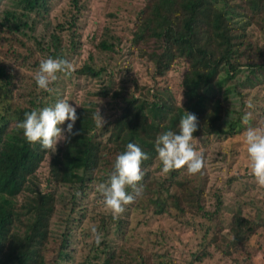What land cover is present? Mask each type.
Masks as SVG:
<instances>
[{
	"label": "trees",
	"instance_id": "trees-1",
	"mask_svg": "<svg viewBox=\"0 0 264 264\" xmlns=\"http://www.w3.org/2000/svg\"><path fill=\"white\" fill-rule=\"evenodd\" d=\"M50 1L13 0V8L0 11V52L18 70L33 72L29 82L19 80L15 87L12 84L15 76L4 69L0 60V264H130L132 260L126 261L119 248L105 242L114 230L115 224L109 225L113 218L95 208L96 203L103 205L96 181L104 183L109 178L115 157L130 142L139 145L149 156L142 163L144 176L138 184V187L142 185L141 195L133 203L146 198L143 208L151 209L152 214L160 218L185 215L189 217L186 224L192 227L196 217L201 229L207 232L213 221H219L226 194L231 193L236 203L248 187L253 190L258 186L249 167H245L248 174L233 175L224 181L212 180L208 184L204 180L198 183V174L190 176L185 169L155 178L156 161L162 167L156 158L155 140L165 131H178L184 111L195 114L199 121L192 143L198 144L202 138L227 140L245 132L246 128L239 125L241 110L233 111L235 118L229 114V98L235 93L239 99L246 98L248 107L252 106L258 99L249 92L264 85L263 50L246 45V53H240L248 35L246 29L253 25L254 17L264 14V0H246L249 7L234 4L233 0H131L132 9L125 10L122 20L109 12L95 48L111 57L126 44L129 54H133L139 43L153 42L152 53L139 52L135 56L151 71L150 84H140L136 78L112 70L109 63L95 70L90 64L92 56H88L87 62L73 70V74L96 81V99L103 105L98 109L107 124L97 128L92 115L98 110L80 105L79 119L73 129L79 135L72 136L68 143L61 141L55 153L41 150L39 144H28L22 130L16 127L26 112L56 103L50 93L42 92L35 83L34 74L40 61L51 57L73 62L66 57V52L77 44L76 34L68 31L77 19L71 14L66 22L52 28L42 23L46 30L42 39L48 42L45 46L37 42L35 50H17L19 41L15 35L32 30L33 20L45 12ZM71 3L77 14L80 9L77 0ZM172 71H177L179 78L173 88L166 79ZM115 72L124 80L114 82L110 74ZM53 86L54 83L50 90ZM73 87L83 94L80 100L84 102L91 86ZM13 92L17 98L25 99L28 108L14 105ZM178 92L179 100L175 97ZM257 110L258 107L252 113ZM250 127H264V112L258 116L257 124ZM44 161L47 175L42 184L37 172ZM258 187L264 191V187ZM61 190L68 194V199ZM127 191L135 194L130 188ZM88 193L96 195L92 202L87 200ZM208 200H212L211 205L205 209ZM59 203L64 205L62 214L67 210L69 213L59 218L65 223L59 236L60 245L51 259L46 260L47 243L56 241L49 224ZM246 203L251 207L250 212L245 217L232 214L228 222L230 231L238 243L243 236L242 244L248 252L260 247L264 252V220L255 216L258 211L264 214V208ZM83 220L91 224L84 234L90 244L85 255L76 260L71 250L73 230L69 225L76 221L81 227ZM252 223L258 225L254 228ZM93 226L103 236L99 246L91 233Z\"/></svg>",
	"mask_w": 264,
	"mask_h": 264
},
{
	"label": "rangeland",
	"instance_id": "rangeland-1",
	"mask_svg": "<svg viewBox=\"0 0 264 264\" xmlns=\"http://www.w3.org/2000/svg\"><path fill=\"white\" fill-rule=\"evenodd\" d=\"M246 0H233L234 4L239 6H245ZM131 0H77V5L80 6L79 12L76 14L75 9L71 3V0H51L47 5L45 12L41 13L39 17L33 20V29L24 30L22 34H16V38L19 41L17 50L22 52L26 48L36 49L35 43L39 42L42 46L48 44L47 39H42V35L45 33V27L42 23L49 24L52 28L55 24H62L69 19L70 14L77 16L75 25L72 29L68 30L73 32L77 36V44L75 49L67 47L69 52H66V57L70 59L73 64V69L82 66L83 63L87 62L88 56H92L90 64L94 66L95 70H100L110 64L113 67L112 70L118 71L122 74H127L130 77H134L140 84L149 85V75L151 71L145 68L144 64H141V60H138L137 56L139 52H150L152 53L155 48L151 41H144L139 43L137 47L133 48V54H129V49L126 44L125 48L120 50L109 57L101 51H97L95 44L101 39V28L106 25L108 21L107 14L114 12L118 16L119 20H122L129 7H131ZM238 6V7H239ZM14 7L13 0H0V11L11 9ZM264 8V5L262 6ZM139 8V7H138ZM253 25L247 28L246 39L244 46L240 48V53L245 54L248 45L253 48L263 50L264 53V14L260 15L259 18L253 19ZM262 25V28L259 26ZM250 32H253L252 34ZM68 40V39H65ZM0 44H2L0 42ZM21 44V45H20ZM29 49L30 51H32ZM21 54V53H20ZM0 60H3L4 69L11 74L15 79L12 80V84L17 87L19 80L29 82L30 78L33 77L32 71L29 69H17L15 64L10 58H4L2 52H0ZM130 68L127 66V63ZM111 73L113 81L124 78L120 73ZM177 71L168 73L166 79L170 87L173 88L178 82ZM54 86L50 91H43L50 93L53 100H67L69 103L80 108V105L84 107H92L97 109L103 107L100 102L96 99L97 88L95 86L96 81L94 79L76 77L73 74L65 75L63 73L58 74V79L53 82ZM79 84V87H90L88 88V94L84 98V102L80 100V96L83 95L81 92L75 90L73 85ZM220 93V92H219ZM244 94L245 91H244ZM250 96H255L258 100L251 107L245 102V97L239 99L238 96L233 93L230 95V106L229 111L231 118H235L233 111L241 110L239 119V125L247 128L256 125L258 122V116L264 112V85L256 86L255 89L249 92ZM14 105L19 108H28L25 99L22 100L17 98V93L13 92ZM175 97H180V93L175 94ZM117 102V101H116ZM47 103V102H46ZM45 104V103H44ZM257 113H252L253 109L257 108ZM251 112V119L248 124L245 125L241 122L242 116ZM255 112V110H254ZM60 127L66 129L67 123ZM237 130V127H236ZM195 144V145H194ZM59 145V143H58ZM57 145V146H58ZM194 147L197 148V152L203 151L205 158L206 167L202 170V174H198V183L205 181L208 184L210 181L216 182L217 180L224 181L230 176H241L248 174L245 167L248 166L246 144L244 142V133L236 135L227 140H217L215 138H202L198 144L193 143ZM234 151V153L232 152ZM227 152V153H226ZM154 170V177H164L166 174H162L161 168L158 166L156 161ZM154 164V165H155ZM153 165V166H154ZM185 171V170H183ZM40 182L43 184V180L47 175V165L44 161L41 164V168L37 172ZM101 182L96 181V191H98V185ZM152 191V190H151ZM247 192L241 195L238 202H234L232 194H226L227 197L223 203V209L220 211L219 221H213L208 227V231L201 229L200 221L194 217L192 222L193 227L186 224L185 221L189 220L188 216H180L174 214L172 217L160 218L157 215L152 214L151 209L143 208L146 204V198L139 199L136 203H131L125 206V212L120 216L119 219H113L109 225H114L113 232L108 235L105 242L114 248H119V253L123 252L126 261L132 260L130 264L142 262L143 264H264V252L260 247L258 250L252 249L247 251V246H244L243 236L242 242L237 238L233 237L234 232L230 231V218L232 214L239 213L245 217L250 211V205L246 202H250L253 207L259 208L264 206V191L256 186L253 190L248 187ZM149 190L146 194H149ZM65 199H68V194L64 191H60ZM90 202L93 201V193H88ZM135 195V194H133ZM93 196V197H92ZM86 200V201H87ZM263 200V201H262ZM212 200H208L205 203V209L211 205ZM85 202V201H84ZM242 204L240 205V203ZM240 205V206H239ZM136 206V207H135ZM64 205L57 204L56 211L53 219L51 220L50 232L52 236H56V241L52 244L49 242L46 246L44 257L46 260L51 259L53 251L60 245L61 241L59 236L64 232L65 223L59 221L63 211ZM95 208L101 213L111 214L104 208L102 204L95 205ZM105 209V210H104ZM62 214L63 217L68 215ZM77 215V213L75 212ZM86 216H90L88 213ZM256 219L260 218L264 220V214L257 212L255 214ZM62 217V218H63ZM112 217V216H111ZM177 217V218H175ZM113 218V217H112ZM107 220V219H106ZM90 223L83 220L80 226L75 223H71L69 228L73 230L72 239V252L73 256L77 259H81L87 252L90 239L84 236L85 232L88 231ZM119 225V227H117ZM255 228L258 224L252 223ZM50 241V240H49ZM102 242V241H101ZM252 243V242H251ZM250 243V244H251ZM249 253L248 256L247 252ZM200 257L199 261L197 258Z\"/></svg>",
	"mask_w": 264,
	"mask_h": 264
},
{
	"label": "clouds",
	"instance_id": "clouds-1",
	"mask_svg": "<svg viewBox=\"0 0 264 264\" xmlns=\"http://www.w3.org/2000/svg\"><path fill=\"white\" fill-rule=\"evenodd\" d=\"M73 64L64 58H46L40 61L39 68L34 74V80L38 89L50 91V85L58 79V74L71 75ZM251 107V105H249ZM251 112L245 113L241 122L245 125L251 119ZM79 119L76 107L67 100H58L54 106H45L34 109L24 114V119L18 122L16 127L22 130L26 142L32 146L40 145L41 150L55 153L57 145L61 141L70 142L74 135V126ZM97 128H103L107 120L98 109L92 115ZM67 123L66 129L60 127ZM199 121L195 114L184 111L178 123V131H165L159 134L155 140L157 159L161 162L162 174H168L173 170L185 169L190 176L202 174L206 167L205 158L198 153L192 141L194 133L198 130ZM248 167L260 187H264V127H247L244 132ZM149 156L136 143H128L126 150L115 157L113 171L109 178L98 185L104 208L113 219H119L125 212V206L134 202L141 195L143 179V161ZM132 189L135 195L127 189ZM95 244L99 246L103 239L95 226L91 228Z\"/></svg>",
	"mask_w": 264,
	"mask_h": 264
}]
</instances>
